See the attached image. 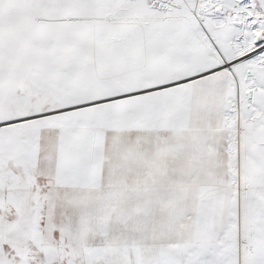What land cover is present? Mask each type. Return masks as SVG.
I'll list each match as a JSON object with an SVG mask.
<instances>
[{"label":"snow or ice","instance_id":"1","mask_svg":"<svg viewBox=\"0 0 264 264\" xmlns=\"http://www.w3.org/2000/svg\"><path fill=\"white\" fill-rule=\"evenodd\" d=\"M0 264H264V0H0Z\"/></svg>","mask_w":264,"mask_h":264}]
</instances>
